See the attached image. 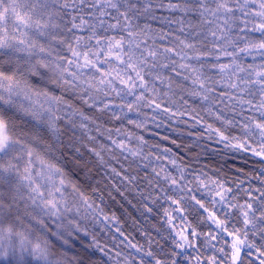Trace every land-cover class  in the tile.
Masks as SVG:
<instances>
[{
  "label": "snow or ice",
  "instance_id": "snow-or-ice-1",
  "mask_svg": "<svg viewBox=\"0 0 264 264\" xmlns=\"http://www.w3.org/2000/svg\"><path fill=\"white\" fill-rule=\"evenodd\" d=\"M166 122L172 147L145 135ZM113 191L158 221L142 240ZM18 200L92 221L45 264H264V0H0V211Z\"/></svg>",
  "mask_w": 264,
  "mask_h": 264
},
{
  "label": "clouds",
  "instance_id": "clouds-1",
  "mask_svg": "<svg viewBox=\"0 0 264 264\" xmlns=\"http://www.w3.org/2000/svg\"><path fill=\"white\" fill-rule=\"evenodd\" d=\"M70 221L87 226L89 231L93 230L91 219L81 218L75 212L54 216L46 209L24 201L18 200L10 205L5 204L3 210L0 211V261L12 260L13 264H16L19 259L31 260L32 264H37V261L45 264L44 258L39 257L34 251L38 243L44 244L45 242L50 251L59 258L63 253L53 243V239L60 240L61 232L65 233L63 238L68 239L66 229L70 227ZM71 239H75L74 229ZM47 259L51 260V255ZM68 260H71V256Z\"/></svg>",
  "mask_w": 264,
  "mask_h": 264
},
{
  "label": "trees",
  "instance_id": "trees-1",
  "mask_svg": "<svg viewBox=\"0 0 264 264\" xmlns=\"http://www.w3.org/2000/svg\"><path fill=\"white\" fill-rule=\"evenodd\" d=\"M173 127H175L174 124L169 126V125H167V122H166L165 126L160 127V128H151L150 132L145 133V135L153 143H160L162 145L172 147L171 144L162 140L161 137L170 136V137L174 138L175 133L172 131ZM151 133H155L156 135H152ZM220 148H221V146H219V145L209 143L208 151H209V153H211L213 149H220ZM222 151H226V150H222ZM241 155L242 154H236L234 156L233 155H228V156L213 155V156L209 157L208 153H206L205 157L203 158V162L208 163L213 167H215L217 165V162H219V164L224 167L225 171H228L229 169L231 170L229 172V175H234L236 168H243L244 170H248V169L253 167V164L255 162V158H251V157H249V160L247 162H245L241 158ZM96 179L102 180L103 183L111 184V181L109 180V178L104 176L103 171H101V173L96 176ZM103 183L101 184V186H103ZM113 196L115 197V200H109L106 197V203H108L110 205V211L114 212L117 216L122 217V222H123V220H126L127 223H125V228L129 232H131V234L133 236H135L137 239L142 240V237L139 234V232L134 231L132 229V227H130L132 220L135 219L138 221L137 227L139 226L140 223H143L145 228H147L149 230H151V225L157 224L158 221L155 218L141 217L140 212L137 210L136 207L133 206L136 204V200L133 199L131 195H129L128 199L132 200V204H129L127 202V200H125L122 196H120L115 191H113ZM121 205H122V207H121ZM251 259L255 260V256L251 257Z\"/></svg>",
  "mask_w": 264,
  "mask_h": 264
}]
</instances>
